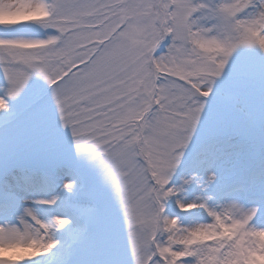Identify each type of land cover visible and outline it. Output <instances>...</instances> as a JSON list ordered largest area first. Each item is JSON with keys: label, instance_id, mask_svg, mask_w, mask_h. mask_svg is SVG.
Returning <instances> with one entry per match:
<instances>
[{"label": "snow or ice", "instance_id": "6c2138e0", "mask_svg": "<svg viewBox=\"0 0 264 264\" xmlns=\"http://www.w3.org/2000/svg\"><path fill=\"white\" fill-rule=\"evenodd\" d=\"M0 264H264V0H0Z\"/></svg>", "mask_w": 264, "mask_h": 264}]
</instances>
